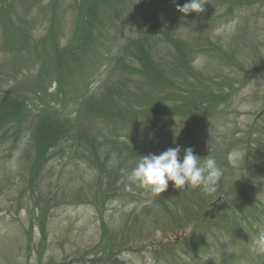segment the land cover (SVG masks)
<instances>
[{
    "label": "rangeland",
    "instance_id": "374dc122",
    "mask_svg": "<svg viewBox=\"0 0 264 264\" xmlns=\"http://www.w3.org/2000/svg\"><path fill=\"white\" fill-rule=\"evenodd\" d=\"M108 1L27 0L30 8L26 14H21L25 19L20 23L24 27V34L22 32L20 37L17 10H7L8 0L0 1V264L168 262V253L159 245L166 231L157 228L156 222L152 223L150 238L117 244L114 246L117 254H111L109 260L101 254L105 228L110 235L121 232L127 217L135 213L149 216L157 195L131 183L128 175L123 173L116 176L115 191L105 189L104 177L81 157L83 150H79L78 144L97 146L99 154L119 147L130 153L135 148L140 152L134 144L126 141V129L121 128L128 117L126 114L121 113L119 120L109 123L100 117L97 120L88 117L93 115V111L100 110L102 97L111 86H117L115 83L128 78L130 81L127 83L132 86L143 80L129 67L127 60L130 56L135 57L148 21L162 14L161 10L167 3L157 0L110 2L112 7L119 6V22L111 26L99 23L103 29L91 42V31L95 27L90 16L99 10L98 5ZM13 2L17 5L19 0ZM89 2L97 5L89 6ZM235 2L237 5L231 3L230 6L218 3L215 9H211V4L204 7L206 13L211 9L212 15L226 14L217 19L222 21L213 27L208 49L193 52L192 62L197 57L204 58L203 67L198 70L202 77L197 80L190 76L189 81L196 87L214 86L218 93L229 96V101L220 103L217 115L214 114L212 119L210 113L206 115V119H210L206 128L191 130V138L195 141L191 146L193 154L202 162L206 156L214 160L219 156L220 162L239 168L244 151L237 146L227 150L217 143L222 141V135L233 129L243 130L241 134L250 132L248 128L258 121L254 126L264 132V112L262 118H257L264 109V0ZM87 13L90 14L87 16ZM180 24L183 26L184 22ZM245 37L244 49L242 41ZM80 38L81 45L77 41ZM162 47L159 42L158 48ZM230 47L234 49L232 57L227 56ZM63 48L66 50L64 53L61 51ZM76 50L88 52V55L75 75L71 72L72 65L66 68L60 61L49 58L51 55L55 58L54 52H61L68 58L77 59ZM212 52L229 57L235 65L225 69L218 67L215 64L218 57L211 56ZM75 64L79 65L78 62ZM254 66L263 67V70L248 74L246 70ZM7 94L20 95L30 105L25 111L20 104V109L11 115L12 119L3 121L8 114L4 102L5 98L10 100ZM157 96L160 102L162 96ZM162 106L138 110L136 117L147 122L150 118V124L155 125L151 129L154 131L151 137L157 136L160 128L169 121L177 126L176 129L179 128L176 136H171L186 140L183 132L185 122L175 114L160 117L166 116L164 106L163 113L160 110ZM46 113L57 119L59 124H65L72 133L57 147L50 149L48 145L38 152L32 142V132ZM86 118L93 119L91 123L99 129L90 142L86 135L75 138L79 125ZM214 122L219 125L212 127ZM254 126L252 131H256ZM186 143L189 142L178 141L173 148ZM237 143L242 147L240 142ZM222 146L227 147V144L224 142ZM180 149L182 162L185 145ZM211 208L214 207L210 206L209 210ZM197 214L203 215L198 211ZM210 217L193 224L188 221L181 231L170 234L175 237V243L184 239L183 247L175 248L178 259L174 264H264V254L253 248V241L264 231V215L254 222L251 229L246 226L248 229L236 236L226 235L218 239L212 238L218 225L213 224L216 222L214 216ZM140 230H144L143 226ZM202 230L203 234L200 233ZM145 231L149 232V229L145 228ZM209 233V236L205 235ZM151 241L156 242L154 246ZM109 242L113 240L109 239Z\"/></svg>",
    "mask_w": 264,
    "mask_h": 264
},
{
    "label": "trees",
    "instance_id": "16d2710c",
    "mask_svg": "<svg viewBox=\"0 0 264 264\" xmlns=\"http://www.w3.org/2000/svg\"><path fill=\"white\" fill-rule=\"evenodd\" d=\"M114 1L120 0H109L106 4L98 5L99 10L93 12L90 18L97 16L95 19L96 24L102 22L108 23V26L115 25L119 22L121 16L117 13L119 6L117 4L114 7L111 6L110 2L114 3ZM157 1H161L162 4L167 2L161 10L162 14L148 21L135 57L134 55L130 56L127 60L129 67L137 72L143 80L132 86H129L127 83L130 81L128 78H123L121 82L115 83L117 86H111L102 97L103 103L100 104V110L93 111L91 113L93 115H89L88 117L95 118L96 120L97 117H100L106 119L105 122L109 123L119 120L121 113L126 114L128 117L124 120L125 122L121 128L126 129L125 131L128 135L126 141L134 144V147L139 148L140 152H136L137 149L135 148L130 153L119 147L115 151L108 150L104 153L101 151L99 154L97 146L91 144L88 145L90 147L82 146L80 140L78 144L79 150H83V154H80L81 157L99 170V173L104 177L103 187L112 191L116 189L114 185L116 176L120 173L129 175L141 158V155H159L162 152V148H166L163 151L173 148L178 141L189 142L177 145L178 147L182 148L185 145L186 148H191L194 145L192 143H195L194 139L191 138V130L206 128L207 124L210 123V119L207 120L206 115L210 113V118L214 116L218 111L220 103L229 97L228 95L218 93L217 89L210 84V86L204 87H196V84L191 85L189 81L190 76L199 80L202 77V73L195 70L190 63H192L193 52L199 53L208 49L210 38H213L211 33L213 27L222 21H217V19L226 14L224 12L221 16L212 15L211 9L218 7V3L227 6H230L231 3L232 5H237L235 0H208V3L204 7H208L211 4V9L207 13L204 10L200 14L190 12L187 15L176 9L177 6H183V4L189 3L191 0H175V2L173 0ZM13 3V0H8L6 9L10 8V11L17 10V19L19 20L17 24L21 31L18 37H20L24 28L20 23L25 19L21 14H26L30 7L26 4L27 0H19L17 5ZM92 5L97 4L89 2V6ZM89 6L87 4V7ZM19 7L24 10H20ZM123 10L124 7L122 12ZM89 14L87 13V16ZM179 22H184V25H179ZM165 35L167 36L165 37ZM246 37L242 41L244 49ZM77 41L81 42L80 45L82 44L81 38L77 39ZM159 42L160 44L162 43V49L158 48ZM164 49L165 52L163 53ZM61 51L64 53L66 50L64 51L63 48ZM233 52L234 49L230 47V54H227V56L232 57L231 53ZM54 54L55 58L52 55L49 58L57 61H59V56L63 55L61 52H54ZM211 56L218 57L215 64L220 68H231L232 65H235L229 57L220 56L217 52H212ZM82 64L83 62L79 63L80 67ZM75 67L76 64H73L71 68L72 75H75L77 72L75 71ZM261 70H263V67L256 68L254 66L246 70V72L248 74L250 72L257 74ZM245 84L246 81L242 83V86L244 87ZM157 94L162 96L160 102L157 99ZM6 96L10 100L4 99L8 114L4 116L3 121L12 119L11 115H14V112L20 109L19 105H23L24 102V99L19 97V95L7 94ZM220 99L222 100L220 101ZM159 104L164 106L166 115H161L160 117H169L168 115L175 114L178 116V119L185 122L186 126L183 132L187 136L186 140L171 136H176L179 128L176 129L177 126L169 121L160 128L157 136L155 134V137H151L150 134L154 132L151 129L155 125L150 124V118L148 122L137 119L136 114L139 113L138 110H147L146 108ZM163 106L160 107L162 113L164 110ZM151 109L154 108L152 107ZM102 110L103 112H100ZM263 112L264 109L257 116L258 119L262 118L261 114ZM95 113L98 114L95 116ZM2 120L1 124L3 128L4 123ZM92 120L86 118L79 125L75 138L76 136L78 138L86 135L89 142L94 139L93 137L97 135L99 129L95 124L91 123ZM152 122L156 123L155 121ZM218 125L216 122L212 123V127ZM252 126L248 128L250 132L247 133L245 131L243 134H241L243 130L233 129L222 135V141L217 143L220 147L227 150H231L233 146H237L244 151V159L241 167L234 168L229 163L220 162L218 160L219 156H216L215 161L217 167L222 171V177L216 185L218 188L215 193L204 195L200 189H192L190 187L177 190L173 187L172 182H169L167 190L156 196L153 205L154 209L150 208L149 211L151 213L149 216H146L145 213L144 216H139L135 213L133 216L127 217L124 229L121 232L116 231L109 235L107 228H105L101 250L103 257H107L109 260L112 258L111 254H117L114 248L117 244L121 243L124 245L131 240L137 241L143 239L142 237L150 238V232L153 230L152 223L154 222L157 223V228L159 227L166 231L159 245L168 253L166 255L167 264L175 263L176 259H178L175 248L177 247L178 249L179 246L183 247L184 245L183 238L178 243H175V237H172L170 234L173 231H181L189 223L188 221H191L193 224L198 220L213 215V218L216 220L213 224L218 225L216 234L212 236L214 239L226 235L236 236L238 232L246 230L245 226L252 228L254 222L261 215H264V132L256 126H254L256 131H252ZM141 128L147 130L143 131ZM64 129L65 132L63 131ZM70 133H72L70 128L67 129L65 124H59L57 119L52 118L46 113L40 118L32 132V142L38 152L44 150L48 145L52 149L53 147H57L60 142L67 141L71 136ZM234 135L237 139H235ZM135 136L138 138H135ZM229 136H232V138ZM224 142L227 144V147L222 146ZM237 142H240L242 147ZM86 150L87 153H85ZM222 150L225 152V149ZM201 163L203 162L201 161ZM108 167H111V169ZM65 194H68V192H65ZM209 203L214 208L209 210ZM181 208L184 210L182 209V211ZM217 209L219 211H216ZM197 211L203 213V215H198ZM240 219H243V221ZM140 226H143V231L140 230ZM145 228L149 229V232H146ZM207 231L213 232L209 229ZM200 233L203 234V230ZM210 233L205 235L209 236ZM109 239H112L113 242H109ZM191 241L194 243L193 239ZM150 243L154 246L156 242L151 241Z\"/></svg>",
    "mask_w": 264,
    "mask_h": 264
},
{
    "label": "clouds",
    "instance_id": "9594fccd",
    "mask_svg": "<svg viewBox=\"0 0 264 264\" xmlns=\"http://www.w3.org/2000/svg\"><path fill=\"white\" fill-rule=\"evenodd\" d=\"M175 2V0H173ZM208 0H191L183 6H177V11L187 15L190 12L200 14L204 12V5ZM219 34V33H218ZM203 57H197L192 62L195 70L203 67ZM180 147L169 148L159 155H141L136 166L128 175V180L139 187L150 190L154 195L164 193L169 182L173 187L181 190L185 187L200 189L204 195H211L216 191V185L222 177V171L212 158H201L193 154L192 148L184 149L182 162L180 161ZM255 251L264 254V231L253 241Z\"/></svg>",
    "mask_w": 264,
    "mask_h": 264
},
{
    "label": "bare ground",
    "instance_id": "6f19581e",
    "mask_svg": "<svg viewBox=\"0 0 264 264\" xmlns=\"http://www.w3.org/2000/svg\"><path fill=\"white\" fill-rule=\"evenodd\" d=\"M96 17L97 16H92L91 18V24L95 27L91 32H92V36L90 37V39H91V42H92V40L95 38V37H97V34L100 32V31H102V29H103V27H102V25L101 24H96ZM91 35V34H90ZM89 35V36H90ZM76 53H77V55H78V57H77V59H72V58H68V57H66V56H64V55H61V56H59V61H60V63H62V65H63V67H70L71 65H73V64H75V63H80V62H83L85 59H86V57H87V55H88V52H83L82 50H76L75 51ZM80 66L79 65H76V67H75V71H79L80 69ZM19 97H20V95H19ZM29 105H30V102H28V101H24L23 102V107L25 108V111L27 110H29ZM161 149V148H160ZM163 149H166V148H162L161 150H162V152H163ZM246 230L248 229L246 226L244 227ZM251 229V228H250Z\"/></svg>",
    "mask_w": 264,
    "mask_h": 264
}]
</instances>
